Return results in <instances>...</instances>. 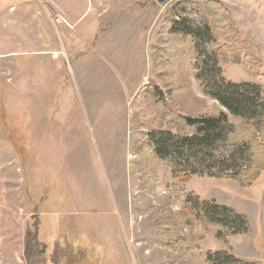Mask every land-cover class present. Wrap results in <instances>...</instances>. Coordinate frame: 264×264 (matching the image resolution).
Instances as JSON below:
<instances>
[{"label":"rangeland","instance_id":"obj_1","mask_svg":"<svg viewBox=\"0 0 264 264\" xmlns=\"http://www.w3.org/2000/svg\"><path fill=\"white\" fill-rule=\"evenodd\" d=\"M165 1L0 0V264L200 261L158 246L153 206L177 181L159 160L134 150L144 132L173 127L155 99L136 98L143 85L157 84L158 31L181 0ZM219 1L264 63V0ZM186 67L200 109H222L202 93L189 61ZM222 72L227 81L259 83L240 64ZM146 171L159 176L147 193ZM186 189L250 221V236L224 241L219 227L195 236L204 255L230 250L264 262V173L245 188L197 175ZM182 206L176 199L174 212Z\"/></svg>","mask_w":264,"mask_h":264},{"label":"trees","instance_id":"obj_2","mask_svg":"<svg viewBox=\"0 0 264 264\" xmlns=\"http://www.w3.org/2000/svg\"><path fill=\"white\" fill-rule=\"evenodd\" d=\"M154 52L159 55L153 61L157 84L143 85L136 98L146 94L155 99L162 118L173 127L144 132L134 150L143 159L159 160L177 181L159 197L162 203L153 206L158 246L199 259L197 264H264L239 259L230 250L204 255L195 236L203 239L212 227H219L216 236L224 241L250 236V221L237 210L202 200L186 189L197 175L245 188L264 173V63L256 45L243 37L233 13L221 1L181 0L167 10ZM187 61L202 93L222 109H200L202 100L190 90ZM228 64L243 65L259 83L227 81L222 68ZM142 183L146 193L154 191L159 176L143 172ZM176 199L183 202L178 213L173 210ZM187 229L192 237L185 236Z\"/></svg>","mask_w":264,"mask_h":264},{"label":"bare ground","instance_id":"obj_3","mask_svg":"<svg viewBox=\"0 0 264 264\" xmlns=\"http://www.w3.org/2000/svg\"><path fill=\"white\" fill-rule=\"evenodd\" d=\"M140 221H141V219H140ZM134 223V227H138L139 226V223L140 222H138L137 220H136V218H134V221H132V224ZM144 224V223H143ZM140 231V230H139Z\"/></svg>","mask_w":264,"mask_h":264},{"label":"water","instance_id":"obj_4","mask_svg":"<svg viewBox=\"0 0 264 264\" xmlns=\"http://www.w3.org/2000/svg\"><path fill=\"white\" fill-rule=\"evenodd\" d=\"M160 4L165 5L166 1L165 0H157Z\"/></svg>","mask_w":264,"mask_h":264}]
</instances>
